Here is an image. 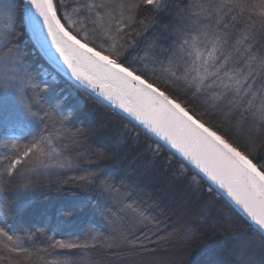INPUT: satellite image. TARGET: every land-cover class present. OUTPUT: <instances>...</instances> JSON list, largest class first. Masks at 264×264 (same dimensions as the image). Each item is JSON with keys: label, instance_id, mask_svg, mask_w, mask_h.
Segmentation results:
<instances>
[{"label": "trees", "instance_id": "1", "mask_svg": "<svg viewBox=\"0 0 264 264\" xmlns=\"http://www.w3.org/2000/svg\"><path fill=\"white\" fill-rule=\"evenodd\" d=\"M239 2L243 10L221 13L213 8L212 13L229 24L233 37L243 31L264 47L261 0ZM15 3L9 47L19 52L27 76L7 92L0 86V227L13 237L11 241L7 235L0 237V264H152L174 251L185 253L177 264H264V237L184 160L58 73L25 29L22 0ZM53 3L66 28L82 42L87 37L90 46L108 48L112 41L105 37L109 32L115 35L123 20V40L135 37L137 52L143 54L150 44L148 51L159 55L170 45L178 47L174 42L182 43L185 35H195L197 26L216 27L215 18L209 20L200 9L194 10L199 15L187 9L191 4L208 8L220 0ZM94 3L110 7H85ZM106 13H111V20ZM2 51L8 55V48ZM144 63L152 67L151 55H144L136 66ZM5 71L0 65V81ZM7 75H14L10 68ZM155 82L181 102L195 104L206 122L258 166L264 165V124L243 110L204 115L202 102L193 100L181 84ZM36 143L45 147L46 154L25 163L22 175L9 176L5 169L10 161ZM209 202L223 216H218V224H212V217L206 221L200 217ZM69 208L71 212L65 211ZM229 210L237 223L221 227L229 221ZM245 238L248 245H239ZM57 241L87 246L66 248Z\"/></svg>", "mask_w": 264, "mask_h": 264}, {"label": "snow or ice", "instance_id": "2", "mask_svg": "<svg viewBox=\"0 0 264 264\" xmlns=\"http://www.w3.org/2000/svg\"><path fill=\"white\" fill-rule=\"evenodd\" d=\"M143 2L155 5L157 0ZM26 5L24 21L27 30L41 53L58 71L61 69L55 54L84 88L91 89L133 117L175 149L222 189L254 225L264 230V165L258 166V162H254L230 138L206 122L195 104L191 101L181 102L155 82L164 79L181 84L193 100L202 102L204 115L210 111L227 115L243 110L254 121L264 124V47H258L254 38L243 31L233 37L229 24L212 13L213 8L221 13L234 8L243 10L244 6L239 0H220L219 4H212L208 8L203 4L189 5V13L196 14L194 10L200 9V14L209 20L215 18L216 27L210 24H205L203 28L197 26L195 35H185L182 43L174 42L178 47L170 45L167 51L159 55L148 51L153 47L150 44L146 45L143 54L137 52L138 41L135 37L123 40L126 35L123 20L117 24L115 35L109 32L105 37L106 41H112L109 47L103 48L101 45L98 48L95 44L90 46L87 37L82 42L66 28L53 0H26ZM16 7L15 0H0V22L4 26L0 30V65L6 70L0 86L5 92L24 83L27 76L19 52H13L9 47L15 31ZM85 7L106 9L110 5L94 3ZM260 7L264 8V0H261ZM106 15L109 20L112 19L111 13ZM98 19L102 21L104 18ZM191 31L189 29V33ZM48 39L51 48L47 44ZM3 48H8L7 56H4ZM144 55H151V68L147 63L136 66ZM161 56L164 58L161 59ZM9 68L14 75H7ZM12 81L18 83L13 84ZM45 154L44 146L33 144L22 155L12 159L5 171L9 176L16 173L22 175L20 170L25 163ZM65 211L71 212L72 209ZM220 226L228 228L231 221L226 220ZM5 235L9 241L13 239L0 227V237ZM57 244L66 248L87 246L60 241Z\"/></svg>", "mask_w": 264, "mask_h": 264}, {"label": "water", "instance_id": "3", "mask_svg": "<svg viewBox=\"0 0 264 264\" xmlns=\"http://www.w3.org/2000/svg\"><path fill=\"white\" fill-rule=\"evenodd\" d=\"M27 7L26 5V0H22V13H23V22H24V26L25 29L30 37V39L32 40L33 44L35 45V47L37 48V50L39 51V53L41 54V56L58 72L60 73L62 76H64L66 79H68L70 82H72L73 84H75L77 87H79L80 89H82L83 91H85L86 93L90 94L91 96H93L94 98L98 99L99 101H101L102 103L108 105L109 107H111L112 109H114L116 112L120 113L121 115H123L124 117H126L127 119H129L130 121H132L133 123H135L136 125L140 126L142 129H144L149 135H151L154 139H156L158 142H160L162 145H164L167 149H169L170 151H172L173 153H175L179 158H181L182 160H184L190 167H192L203 179H205L215 190H217L222 197H224V199H226V201L235 209V211H237V213L242 216L249 224H251L257 231L259 234H261L264 237V230H261L258 228V226L254 225L253 222L250 220V218L247 217V215L243 212V210L241 208H239V206H237L230 197L227 196V194L220 189L217 185H215L212 181H210L207 177H205L203 175V173H200L198 169L195 168L194 165H192L189 161L185 160L178 152L175 151V149H172L169 145H167L164 141L160 140L158 137H156L153 133L149 132L147 129H145L143 127V125H141L138 121H136L133 117L129 116L127 113H124L121 109L117 108L115 105L110 104L108 101L104 100L103 97H100L97 95V93L93 92L91 89H86L84 88L83 85H81L79 82H77L72 76L71 73L67 70L66 66L63 65L62 61H59L58 59V54H55L54 49H51V51L53 52V54H55L57 56V62L60 65V69L61 70H57L49 61L48 59L41 53L40 49L36 46V44L34 43L33 39H32V35L31 32H29L27 30L26 27V23L24 21V11L25 8ZM33 14L34 10H33ZM42 23V22H41ZM45 35H46V29L43 30ZM47 44L49 46V48H51V41L50 39H48Z\"/></svg>", "mask_w": 264, "mask_h": 264}, {"label": "rangeland", "instance_id": "4", "mask_svg": "<svg viewBox=\"0 0 264 264\" xmlns=\"http://www.w3.org/2000/svg\"><path fill=\"white\" fill-rule=\"evenodd\" d=\"M210 208H212V209L210 210ZM216 212L217 211L214 209V207H212V203L209 202V204L207 205V208H206V206H205V209L202 208V211L200 213V217H203L204 221H206L205 218L212 217V219H213L212 224L213 223L218 224L217 221H218L219 214H216ZM228 215H229V221H231V223H237L236 222V219H234L235 218V215L230 210H229V214ZM219 217H223V216H219ZM232 219H234V220H232ZM200 220H201V218L200 219H197L196 221L194 220V221H192V224L195 225L194 222H198ZM124 224H126V223H124ZM244 243L248 245V239L247 238H245L244 240L242 239L240 241V243H238V244L239 245H244ZM239 249H241V248L239 247ZM184 254H185L184 251H174V253H171L170 255L167 254L164 257V261L153 262L152 264H177V262L182 261ZM146 264H149V263L147 262Z\"/></svg>", "mask_w": 264, "mask_h": 264}]
</instances>
